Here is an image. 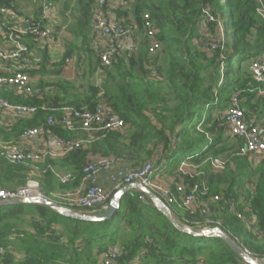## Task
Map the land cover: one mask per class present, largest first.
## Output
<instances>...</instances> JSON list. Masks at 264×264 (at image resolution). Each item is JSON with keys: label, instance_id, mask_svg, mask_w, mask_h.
I'll return each mask as SVG.
<instances>
[{"label": "trees", "instance_id": "1", "mask_svg": "<svg viewBox=\"0 0 264 264\" xmlns=\"http://www.w3.org/2000/svg\"><path fill=\"white\" fill-rule=\"evenodd\" d=\"M80 1L78 22L81 29H88L93 0ZM3 6L14 10V0H0ZM125 13L133 16L141 33L143 13L154 22L162 47L153 61L157 65L160 54L167 56L164 78L159 65L155 78L149 74L152 64L145 37L135 54H122L109 66L99 64L88 37H76L89 52L87 67L77 72L79 83L42 82L35 85L40 95L33 97L0 84V97L36 107V112L10 126L0 124L1 144L18 143L25 131L38 126H43L47 137L53 133L83 141L64 157H48L35 166L10 163L0 154V187L16 189L34 180L44 197L59 203L54 195L77 188L83 167L92 157H111L133 169L151 163L154 173L171 177L172 190L180 182L207 187L199 202L210 203V212L168 206L178 222L194 230L218 227L254 257L263 258L264 154H239L243 141L227 133L224 112L236 97L245 111L254 114L256 123L264 120L260 93L264 84L250 71V61L264 54V0H131ZM220 27L225 37H220ZM25 38L31 51L34 47L43 51L42 60L28 72L42 74L45 70L38 65L44 61L46 45H37L28 35ZM214 40L217 46L211 48L208 43ZM76 49L78 45L70 43L63 59ZM45 85L52 86L53 93L44 91ZM98 104L118 114L124 127L90 135L63 129L58 123L46 124L48 116L58 118L65 107L92 109ZM261 125L264 136V122ZM224 155L228 157L224 168L213 169L211 159ZM185 161L199 165L198 175L190 177L178 170ZM57 174L71 178L62 183ZM215 195L222 199L214 201ZM111 199L112 195L108 204ZM228 202L235 203L234 212ZM238 213L254 225L248 227ZM109 246L119 251L116 264H247L217 236L178 230L136 189L126 191L116 212L102 221L65 216L44 204L0 205L2 263L91 264Z\"/></svg>", "mask_w": 264, "mask_h": 264}, {"label": "built area", "instance_id": "2", "mask_svg": "<svg viewBox=\"0 0 264 264\" xmlns=\"http://www.w3.org/2000/svg\"><path fill=\"white\" fill-rule=\"evenodd\" d=\"M131 0H93L92 26L96 39V51L101 66H109L118 56L128 53H136L139 50L142 39L148 40L147 54L151 59L150 76L158 75L157 65L154 57L162 47L161 42L156 39L155 25L148 13L142 14V33L135 25L133 16L126 14ZM49 0H41L40 17L38 19L25 18L23 23L17 27L7 25L6 15L9 9L0 7V35L6 39L7 47H0V63H12L13 68H4L5 74L0 75V84L12 88L17 94L25 96H38L39 90L32 83L28 70L35 68L39 58L30 56V46L25 36H30L37 45L44 46L48 38L53 37L54 31L44 25V21L49 13ZM263 13V10H260ZM209 19H212L209 16ZM211 48L217 46V41H210ZM250 71L257 82L264 84V54L254 57L250 61ZM264 89L260 91L263 93ZM0 111L8 114L12 118L7 122L3 118L0 123L10 126L13 121L36 112V107L28 104H16L0 97ZM261 122H264L261 121ZM261 122L256 123L254 115L245 111L236 97H233L230 106L224 112V124L227 133L233 137H239L243 141V147L239 154H264V136L262 134ZM58 123L63 129L69 131H83L87 134H99L111 130H118L124 127L123 119L109 108L98 104L92 109H74L65 107L61 110L58 118L48 116L46 124ZM38 134H43V126L34 127L25 131L21 138H30ZM58 145L63 146L64 155L71 150L80 147L83 142L78 138L63 139L53 133L48 135ZM0 154L10 163H22L35 166L52 154L48 151H39L24 148L19 143H0ZM227 160L218 157L211 159V165L215 170H222ZM199 165L188 161L182 162L179 171L183 175L193 177L198 175ZM100 171H106L108 179L113 185L114 191L122 186L137 183L147 187L154 192L167 206L178 204L191 212L200 208L203 214L210 212L206 201L199 202V195H206L207 187L205 183L193 184L192 186L180 182L176 189L172 190L168 185H164L153 177V165L146 163L140 168L133 169L127 165H118L111 157H98L89 161L82 170V177L77 188L65 192H60L54 196L59 204L78 210L82 213H96L98 210L106 209L110 194L98 184L97 177ZM60 182L65 183L70 178V174H57ZM44 196L38 183L34 180L27 182L25 186L16 189H4L0 187V201L25 197ZM214 201L222 199L221 195H215ZM57 203V202H56ZM229 203V209L234 212L236 205ZM240 219H245L240 213ZM243 248V247H242ZM244 251L253 256L246 248ZM4 248L0 247V253H4ZM119 251L116 246L108 247L102 253L101 264H116ZM254 257V256H253Z\"/></svg>", "mask_w": 264, "mask_h": 264}, {"label": "crops", "instance_id": "3", "mask_svg": "<svg viewBox=\"0 0 264 264\" xmlns=\"http://www.w3.org/2000/svg\"><path fill=\"white\" fill-rule=\"evenodd\" d=\"M69 0H49L50 7L49 13L47 18L44 21V25L48 26L51 30L54 31L53 37L50 39L48 38L45 41L46 45V55L44 61L38 65L39 69L44 68L45 72L42 74H31L32 83L34 85H38L44 82H56L59 80H69L72 81L70 78H66L64 76L65 71V60L68 59L64 58L65 50L68 48L66 46H61L60 42L65 40V37H88V42L90 47H96V39L95 33L93 30V26L91 25L88 29H81L79 22H78V15L80 10V0H72L71 6H68ZM40 3L41 0H14V10H10L6 15L7 18V25L17 27L23 23L25 18H33L38 19L40 17ZM71 11H74L73 17ZM1 37H4L1 35ZM94 37V39H93ZM73 43V42H71ZM6 39L0 41V47L6 48L7 47ZM61 46V49H58ZM49 48H52V51H49ZM40 52V54H38ZM52 54L54 56H52ZM73 54V53H72ZM71 54V55H72ZM30 56L37 57L42 60L43 58V51L41 49H37L34 47L32 51H30ZM79 57H85L82 54H77ZM61 57V60L59 59ZM57 62V63H56ZM37 67V68H38ZM4 68H13L12 63L3 64L0 63V72H4ZM60 71L58 74H54L56 71ZM76 83V82H74ZM77 84V83H76ZM44 91L53 93L54 89L52 86L45 85ZM4 119L5 121L9 122L12 120L8 114L3 113L0 111V119ZM14 122V121H13ZM12 122V123H13ZM3 125L2 123H0ZM5 126V125H4ZM76 138V137H75ZM89 139V138H88ZM1 142V141H0ZM19 145L24 148L34 149L39 151H48L52 154L51 158H62L64 157V148L61 145H58L52 138L49 136H45L44 134H38L30 138H21L18 140ZM98 157H92L91 160L97 159ZM153 177L156 181L164 184L169 185L171 183V177L166 175L165 173H154ZM98 184H100L106 192L110 195H113L114 188L111 182L108 179V175L106 171H100L97 177ZM6 180L2 179L1 185H5ZM211 205L210 203L208 204ZM212 206V205H211ZM210 206V207H211ZM245 223L248 227H252L254 225L253 221L246 216H244ZM110 247V246H109ZM18 257V255H17ZM102 254L96 257V261L91 264H101ZM0 264L2 263L0 260ZM132 264H135L134 262Z\"/></svg>", "mask_w": 264, "mask_h": 264}, {"label": "water", "instance_id": "4", "mask_svg": "<svg viewBox=\"0 0 264 264\" xmlns=\"http://www.w3.org/2000/svg\"><path fill=\"white\" fill-rule=\"evenodd\" d=\"M130 189H136L141 191L146 197H148L151 200L153 205L156 206L173 223V225L178 230L193 236H217L222 240H224L227 243V245L232 249V251L237 253L247 264H264V257L258 258L247 254L235 239H233L229 234L222 231L218 227L210 228V229L194 230L187 226L182 225L173 217L170 208L154 192H152L147 187H144L137 183H130L118 189L113 195L106 209L100 213H93V214L82 213L78 210L56 203L55 201L50 200L44 196L25 197V198L0 201V205L44 204L49 208H51L52 210L56 211L57 213H60L65 216L82 219V220H88V221H102L109 219L116 212L120 204L121 196Z\"/></svg>", "mask_w": 264, "mask_h": 264}, {"label": "rangeland", "instance_id": "5", "mask_svg": "<svg viewBox=\"0 0 264 264\" xmlns=\"http://www.w3.org/2000/svg\"><path fill=\"white\" fill-rule=\"evenodd\" d=\"M72 0H69L68 1V6H71V2ZM74 11H71L72 13V17H73V13ZM218 30L220 31V37H225L224 34H222L223 32V27H220L218 28ZM208 41V39H207ZM73 42L75 44L78 45V49L74 50L73 51V54L68 56V59L65 60V71H64V76L66 78H70L72 81L76 82V83H79V77H78V74L77 72L79 71V67H82L83 69L85 67H87V55L89 52H86L85 49H87V46L83 45L82 44V41H81V38H76L75 37H65V40H63V42H60L62 45L61 46H64V48L66 46H69V44ZM61 46L58 48V49H61ZM44 47V46H43ZM41 47V48H43ZM37 49H40V48H37ZM68 49V48H67ZM67 49L65 51H67ZM53 49L52 48H49V51H52ZM38 54H40V52H38ZM77 54H82L84 55L85 57H78ZM52 56H54L52 54ZM59 59L61 60V57H59ZM166 62H165V61ZM157 67L159 65V67H161V74H160V78H164L165 76V73H164V69L166 68V63H167V56H165V54L161 55L158 57L157 59ZM57 63V62H56ZM83 71V70H82ZM159 72V71H158ZM222 82V80H221ZM264 95V92L262 93ZM254 102V101H253ZM247 112V111H246ZM248 113H252V112H248ZM254 115V114H253ZM232 141L234 143L235 140L232 139ZM222 158H226L225 155L224 156H220ZM228 158V157H227ZM226 158V159H227Z\"/></svg>", "mask_w": 264, "mask_h": 264}]
</instances>
